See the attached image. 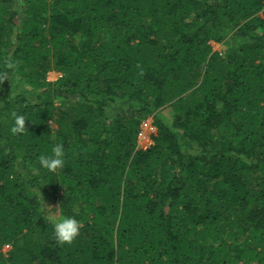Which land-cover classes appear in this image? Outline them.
I'll list each match as a JSON object with an SVG mask.
<instances>
[{
  "label": "trees",
  "instance_id": "16d2710c",
  "mask_svg": "<svg viewBox=\"0 0 264 264\" xmlns=\"http://www.w3.org/2000/svg\"><path fill=\"white\" fill-rule=\"evenodd\" d=\"M0 264H264V0H0Z\"/></svg>",
  "mask_w": 264,
  "mask_h": 264
},
{
  "label": "clouds",
  "instance_id": "9594fccd",
  "mask_svg": "<svg viewBox=\"0 0 264 264\" xmlns=\"http://www.w3.org/2000/svg\"><path fill=\"white\" fill-rule=\"evenodd\" d=\"M12 118L14 120V127L12 130L17 133H23L26 128V121L29 120H26L24 115L15 112L12 113ZM65 156L64 147L58 144L52 149L51 155L39 156V164L48 172L56 173L64 168ZM43 207L46 210V220L52 226L57 242L60 244L72 243L80 234V221L72 215H60L57 211L60 206L56 208L47 207L43 202Z\"/></svg>",
  "mask_w": 264,
  "mask_h": 264
},
{
  "label": "rangeland",
  "instance_id": "374dc122",
  "mask_svg": "<svg viewBox=\"0 0 264 264\" xmlns=\"http://www.w3.org/2000/svg\"><path fill=\"white\" fill-rule=\"evenodd\" d=\"M226 49L225 45H221V44H213V50L214 51H220V52H224ZM61 76V74L56 73V72H50L47 75V80L49 82H54L56 81L59 77ZM142 131L145 135V140H148V138L150 140H152V138L156 135V129L153 126V120L152 118H148L146 121L143 122L142 126ZM145 140H142V143H145ZM153 141V140H152ZM140 149V148H139ZM11 247L10 246H4L3 248V253L7 254L10 251Z\"/></svg>",
  "mask_w": 264,
  "mask_h": 264
},
{
  "label": "built area",
  "instance_id": "2783aa9c",
  "mask_svg": "<svg viewBox=\"0 0 264 264\" xmlns=\"http://www.w3.org/2000/svg\"><path fill=\"white\" fill-rule=\"evenodd\" d=\"M144 137H145V135H144L142 128H141L140 133L138 135V140H137L138 141V148L146 150L153 144V141L150 140L149 138H148V140H145ZM142 140H145L144 144L142 143Z\"/></svg>",
  "mask_w": 264,
  "mask_h": 264
}]
</instances>
